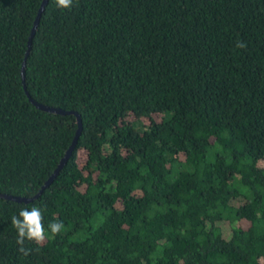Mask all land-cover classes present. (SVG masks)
<instances>
[{
	"label": "trees",
	"instance_id": "16d2710c",
	"mask_svg": "<svg viewBox=\"0 0 264 264\" xmlns=\"http://www.w3.org/2000/svg\"><path fill=\"white\" fill-rule=\"evenodd\" d=\"M42 1L0 0V194L76 135L30 99L82 130L0 199V264H264V0H48L23 83Z\"/></svg>",
	"mask_w": 264,
	"mask_h": 264
},
{
	"label": "clouds",
	"instance_id": "9594fccd",
	"mask_svg": "<svg viewBox=\"0 0 264 264\" xmlns=\"http://www.w3.org/2000/svg\"><path fill=\"white\" fill-rule=\"evenodd\" d=\"M55 6L60 10H68L73 7L74 0H54ZM246 44L237 40L235 48L245 49ZM11 224L16 230V244L19 246L18 251L28 254V249L24 247L25 241L31 242L36 246L42 245L48 238L43 223L42 209L33 206L30 209L27 207L21 208L18 215L11 217ZM48 232L52 237L58 235L64 228L62 222L53 221L47 226Z\"/></svg>",
	"mask_w": 264,
	"mask_h": 264
},
{
	"label": "water",
	"instance_id": "95a60500",
	"mask_svg": "<svg viewBox=\"0 0 264 264\" xmlns=\"http://www.w3.org/2000/svg\"><path fill=\"white\" fill-rule=\"evenodd\" d=\"M47 2H48V0H43L42 1V4H41L40 9L38 11L37 17H36V19L34 21V24H33L29 39H28L27 50L25 52L24 61H23L22 68H21V76H22V79H23V83H24V79H25V64H26V60H27V57L29 55V51H30V48H31V41H32V38H33V36H34V34L36 32V28L38 26L39 18L41 16L42 12L44 11V7L47 4ZM30 101L36 106V108H38L39 110L44 111L46 113L57 114V115H62V116H64V115H73L76 118V123H77L76 135L74 137V140H73L70 148L67 150V152L65 153L64 157L60 160V163L58 164V167L53 172V174L50 176V178L46 181V183L43 185L42 189L33 197V198H37L42 193V191L45 190L52 183L54 178L58 175L59 171L66 164V162H67L72 150L74 149V147L76 145L77 139L79 138V136L81 134L82 123H81V120H80V116L77 113H75V112H66V111H63V110H60V109L49 108V107L37 104L36 102H34L31 99H30ZM33 198L32 199H27V198L13 197V196L0 194V199H4V200H7V201H13V202H17V203H29V202H31L33 200Z\"/></svg>",
	"mask_w": 264,
	"mask_h": 264
}]
</instances>
